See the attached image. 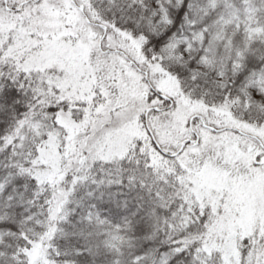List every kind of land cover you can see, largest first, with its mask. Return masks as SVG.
Listing matches in <instances>:
<instances>
[{
    "label": "snow or ice",
    "instance_id": "obj_1",
    "mask_svg": "<svg viewBox=\"0 0 264 264\" xmlns=\"http://www.w3.org/2000/svg\"><path fill=\"white\" fill-rule=\"evenodd\" d=\"M0 264H264V0H0Z\"/></svg>",
    "mask_w": 264,
    "mask_h": 264
}]
</instances>
